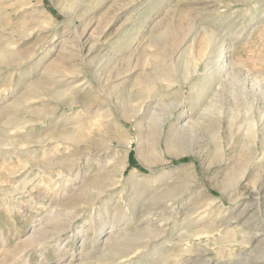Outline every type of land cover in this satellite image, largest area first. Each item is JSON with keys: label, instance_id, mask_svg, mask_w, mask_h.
<instances>
[{"label": "rangeland", "instance_id": "374dc122", "mask_svg": "<svg viewBox=\"0 0 264 264\" xmlns=\"http://www.w3.org/2000/svg\"><path fill=\"white\" fill-rule=\"evenodd\" d=\"M21 1L0 0L1 26L15 31L0 44L24 37L12 44L13 51L2 52L15 59L0 69V264H264V0H139L119 19L110 7L114 0H40L39 8L54 22L30 37L23 36V25L34 20L35 7L19 6ZM128 16L133 19L125 23ZM81 19L92 21L79 38ZM151 26L154 46L136 49ZM136 31V43L127 45ZM165 36L168 49L178 50L173 69H184L179 55L186 46L189 56L205 52L200 73L216 46H225L231 62L222 83L203 90L195 75L179 95L176 84L163 81L157 82L161 96L154 87L143 89L149 104L131 117L140 100L129 82L143 68L151 77L153 67L165 63L168 51L165 59L149 55V48L166 45ZM132 52L136 57L129 63ZM131 67L134 74L115 77ZM35 88L41 100L30 96ZM177 100L180 109L169 114ZM8 103H16L11 111ZM204 105L216 107L221 132L213 119L212 126L195 122L192 133L179 137L184 151L168 152L165 138L179 111L196 120ZM156 120H163L162 132L157 154L149 157ZM248 121L256 123L253 141L245 130ZM74 130L81 131L79 144L59 138ZM51 132L58 137L51 140ZM125 134L133 137L129 147ZM109 136V151L98 156ZM5 141L14 145L2 147ZM122 155L124 177L110 186L119 179L111 167L122 163ZM59 171L70 175L71 188L54 186L56 196L54 187L41 183ZM80 182L89 192L77 203L69 198ZM51 220L58 221L55 227ZM39 225L47 226L40 243L31 236Z\"/></svg>", "mask_w": 264, "mask_h": 264}, {"label": "bare ground", "instance_id": "6f19581e", "mask_svg": "<svg viewBox=\"0 0 264 264\" xmlns=\"http://www.w3.org/2000/svg\"><path fill=\"white\" fill-rule=\"evenodd\" d=\"M138 1L139 0H114L113 2H111V4H110V7H112L113 9H114V14H115V16H116V18H121L122 16H123V14L127 11V10H131L132 9V7L134 6V4L135 3H138ZM41 3V1L40 0H37V1H35V2H32L31 0H22L20 3H18L19 4V6H27V7H29V8H34L35 7V10H32L31 12H32V14L33 15H35L34 17H33V19L34 20H31V21H24V27H25V34L23 35V36H33V35H38L39 33H37V31L39 30V28L40 29H44L45 28V25H50V26H52L53 25V22H54V20L53 19H51V16L50 15H48L42 8H39V4ZM0 4H1V2H0ZM16 6V5H15ZM14 9H17L16 7H14ZM30 12V13H31ZM6 13V12H5ZM68 14V13H67ZM114 17V16H113ZM84 18V17H83ZM102 18V17H101ZM115 18V19H116ZM1 19V18H0ZM90 19V18H89ZM131 19H133V16H128V17H126L125 18V23L126 22H129ZM140 19V18H139ZM138 20V18L137 17H135L134 18V22L135 21H137ZM81 21H82V28H81V30H80V32H79V38H80V36L82 37V35L85 33V30L88 28V27H90V25H91V21L90 20H84V19H81ZM93 21H94V19H93ZM113 21V20H112ZM1 25H3V24H1V22H0V38L1 39H6L7 38V36H9L10 34H12V32L14 33L15 31L13 30V28H10L9 29V31H7L6 29H7V27L5 26H1ZM122 25V24H121ZM125 25V24H124ZM123 25V26H124ZM23 26H22V28H23ZM146 26V25H145ZM153 29H154V27H150V29L148 30V31H146V34L144 35V38H145V40H143V42L142 43H137V45H136V49H139V45L140 46H142L143 47V45H146L147 44V50H148V47H152V46H154L153 44V42H154V36H153V34H154V32H153ZM143 31V30H142ZM39 32V31H38ZM138 33H139V31H136V33L134 34V36L131 38V41H128L127 42V45L129 44V45H131L132 46V44L136 41V39H138ZM163 33V34H162ZM197 34V33H196ZM96 35V34H95ZM95 35H93L94 37H95ZM133 35V34H132ZM161 35H164V31L163 32H161ZM97 36L98 37H96V39H95V41H97L98 43L100 42L99 40H100V36L97 34ZM100 37V38H99ZM141 37H143V36H141ZM156 37V36H155ZM168 37L167 36H165V37H162V41H163V43H164V40H166V45H164V46H162V48H159L160 46H158L157 47V49L155 48V49H150L149 48V50H150V53H149V55H150V57H152V58H155V59H157L158 57H159V59H165V54L167 55V52L166 51H168V57L165 59V63H163V64H161L160 66H155V67H153V71H152V78L150 77V73H148V72H146V69H142V73H135V71H136V68H133V67H131V68H126L125 70H123V71H121V72H117V74L115 75V77H118V76H120V77H123V76H125V75H132V74H134L135 73V76H134V78H133V80L131 81V82H129L130 83V87H131V90H132V93H134V99H139L140 101L136 104V111L131 115V117H134L135 115H138L140 112H143L144 113V111H145V104H147V102H148V97L147 96H145L144 94H142V92H143V89H147V88H151V87H154L155 88V90L153 91V92H155L157 95H159V96H161V91L160 90H158V88H157V82H160V81H163V82H165L166 83V86H169V87H171V84L173 83V84H176L177 86H176V90H175V94L176 95H179V94H182L183 93V90H182V86L183 85H186L187 84V82L189 81V78L190 77H192L193 75H195V76H197L199 79H201V81H200V83H199V85L200 86H202V90H203V88L206 86V85H209V84H212V83H217V84H221L222 83V80H221V75H222V73H224V71L225 70H227L226 68H227V66H228V64L231 62L230 60H227V58H225L227 55H225V46H222V47H215V48H213L212 49V51H211V53H210V59H208L207 61H206V63L204 64V68H203V71H202V73H200V69H199V67H198V61L200 60V59H203V57L206 55L205 54V52L203 51V50H201L200 51V54H199V57H195V55H191V56H189L188 54H187V52H186V49H187V47L188 46H186L184 49H183V51L181 52V54L179 55V57L180 58H182L183 57V65H184V69L183 70H177V68L175 67L174 69L173 68H171L172 67V65H171V63H172V61L174 60V58H175V56L177 55V51L178 50H176V49H168V47H167V42H169L168 41V39H167ZM186 38V37H185ZM17 40V39H16ZM170 40V39H169ZM192 40L194 41L195 40V37H193L192 38ZM209 40V39H208ZM24 41V37H20L19 38V42H16L15 40H13V42L12 41H9V42H7V40H5V42L3 43L2 41V43L3 44H0V69L1 70H5L6 69V67H9V64L7 63V60L9 59V58H12V59H15V58H13V56H12V54L11 55H7L6 53V55H4L2 52L3 51H7V50H12L13 51V45L12 44H16L17 46L18 45H20V42L22 43ZM191 42V41H190ZM195 42V41H194ZM193 42V43H194ZM136 43V42H135ZM8 44V45H7ZM162 44V43H161ZM10 45H11V47H10ZM169 45V44H168ZM66 44L64 43L63 44V46L61 47L62 49H64V50H66L67 51V53H68V51H69V49H67L66 47ZM90 46V45H89ZM211 46V45H210ZM213 46V45H212ZM90 47H92V46H90ZM89 47V48H90ZM79 48V47H78ZM134 48V49H135ZM141 48V47H140ZM192 48V47H191ZM61 49V50H62ZM164 50V54L163 53H161L162 51ZM166 50V51H165ZM136 51V50H135ZM134 51V52H135ZM180 51V50H179ZM11 52V51H10ZM134 52H132V54H131V56L129 57V63H130V59H133L134 57H136V54L135 55H133L134 54ZM14 53V52H13ZM142 53V52H141ZM147 53V52H146ZM70 54V53H69ZM34 56V55H33ZM33 56H31V59H33ZM66 56V55H65ZM139 56V55H138ZM208 56V55H207ZM206 56V57H207ZM14 57H15V54H14ZM71 57V56H70ZM124 58V57H123ZM138 58L139 57H137L136 58V60H138ZM29 59V58H28ZM66 60V59H65ZM85 60V59H84ZM126 60V59H125ZM238 61V60H237ZM127 62V61H126ZM234 62V61H233ZM147 64V63H146ZM203 65V64H202ZM17 66V65H16ZM128 66V65H127ZM131 66V65H130ZM1 67H3L4 69H2ZM126 67V66H125ZM65 68V67H64ZM114 68V67H113ZM113 68H109V69H107V73H110L111 72V69H113ZM229 68V67H228ZM63 69V68H62ZM92 69H93V71H94V73L96 74V76L99 74L97 71H96V68H94V67H92ZM62 71V70H61ZM150 71V70H149ZM64 72H68V70L67 69H64ZM226 73V72H225ZM66 74V73H65ZM81 74V73H80ZM112 74H113V72H112ZM111 74V75H112ZM115 74V73H114ZM77 75H79V74H77ZM121 75H123V76H121ZM175 76V77H174ZM126 77V76H125ZM132 77V76H131ZM150 77V78H149ZM68 78V77H67ZM113 79V78H112ZM117 79V78H116ZM108 80V79H107ZM78 81V80H77ZM171 81V83H169ZM63 82V81H62ZM82 82V81H81ZM58 83V82H57ZM59 83H61V82H59ZM85 83V82H84ZM28 84V83H27ZM73 84V83H72ZM197 85H198V83H192L190 86H189V89H190V94H192L196 89H197ZM60 86V85H59ZM67 86V85H66ZM65 86V87H66ZM72 86V85H71ZM78 85L76 84L75 85V87H77ZM90 86V85H89ZM188 86V85H187ZM204 86V87H203ZM62 87V86H61ZM70 87V86H69ZM81 87V86H80ZM23 88V87H22ZM261 88V87H260ZM34 89V88H33ZM58 89V88H57ZM66 89V88H65ZM69 90V89H68ZM72 90H74L73 89V87H72ZM29 91V90H28ZM38 91L39 90H36V88H35V90H32V91H30L31 92V95L30 96H32V97H34V98H38L39 100H41V95H40V93H38ZM56 91V90H55ZM58 91V90H57ZM56 91V92H57ZM70 92H71V90H70ZM148 92V91H147ZM198 92H199V89H198ZM28 93V92H27ZM63 93V92H62ZM67 93V92H66ZM75 93V92H74ZM65 94V93H64ZM142 94V95H141ZM66 95V94H65ZM243 96V95H242ZM27 97H28V95H27ZM21 98V97H20ZM68 98H70V96L68 97ZM72 99L74 98V97H71ZM76 98H77V96H76ZM19 99V98H18ZM29 99V98H28ZM30 99H31V97H30ZM20 100V99H19ZM24 100H26V99H23L22 101H24ZM16 101V100H15ZM14 101V102H15ZM17 102V101H16ZM11 103V102H10ZM18 103V102H17ZM22 103V102H21ZM182 102L180 101V100H177L174 104H173V106L171 107V110H170V112H169V114H172V109L173 108H176V111L177 110H179L180 108H178L179 107V105L181 104ZM214 103V102H213ZM9 104V103H8ZM149 104V103H148ZM147 104V105H148ZM184 104V103H183ZM14 105V104H13ZM12 105V106H13ZM15 105H16V103H15ZM14 105V106H15ZM18 105V104H17ZM219 105V104H218ZM9 106H11L10 104L8 105V109H10V111H11V108H13V107H11V108H9ZM20 106H22V105H20ZM26 106V105H25ZM171 106V105H170ZM215 106V105H214ZM217 106V105H216ZM220 106V105H219ZM211 107V106H210ZM208 105H204V107H202L201 108V113H200V116H198L197 117V119L195 120H193V119H191V120H189L188 118H186V115H185V113L183 112V111H179V116H178V118H177V121L175 122V123H171L170 124V126H169V128H168V131H167V136H166V138H165V147H166V150L168 151V152H171V150H173L174 149V151L176 152V155H178L180 152L182 153L184 150V146L185 145H182L181 143H179V140H181V139H179V137L180 136H182V135H186V134H189V133H192V129H193V126H195V125H193V124H195V122L198 124L200 121H203V122H205V125L206 126H209V125H211L212 123L210 122V121H208L209 119H213L214 121H212V122H214V123H216L217 124V128L216 129H218L217 131L220 133L221 132V130H220V119L219 118H217L216 119V116H215V111H214V109L216 108H210ZM19 108H22V107H19ZM220 108H222V107H220ZM219 108V109H220ZM219 109H217V110H219ZM7 110V109H6ZM222 110V109H221ZM9 111V110H8ZM26 111V110H25ZM5 112V111H4ZM17 112H18V110H17ZM222 112V111H221ZM208 113H211V114H208ZM6 114H10V113H6ZM219 114V113H218ZM224 114V113H223ZM167 115H168V113H167ZM209 115H211V117L209 116ZM213 115L215 116V117H213ZM8 116H10V115H8ZM8 116H6V117H8ZM12 116V115H11ZM10 116V117H11ZM201 116H203V117H206V118H203V117H201ZM17 117V116H16ZM16 117L14 118V119H16ZM22 117V116H21ZM158 117V116H157ZM163 117V116H162ZM175 117H176V115H175ZM213 117V118H212ZM8 120H10V118H7ZM160 118H158V120H159ZM163 119V118H162ZM13 120V119H12ZM158 120H156V122H154L156 125H158V132H156V136H153L152 138H151V140L149 141V152H148V154H149V157H152L153 155H156L157 154V148H158V141H159V137H160V134H161V132H162V125H163V120H160V121H158ZM158 123V124H157ZM248 123V126H247V128L245 129L246 130V132H247V136H248V138H249V141H253V139H254V136H255V124L256 123H254V122H252V121H248L247 122ZM118 124V123H117ZM136 125H137V122L135 123ZM116 126H118V125H116ZM138 126V125H137ZM212 126V125H211ZM139 127V126H138ZM199 127H201L202 128V126H199ZM119 128V127H118ZM208 128V127H207ZM222 128V127H221ZM120 129V128H119ZM215 129V130H216ZM195 130V129H194ZM205 131V130H204ZM207 131V130H206ZM81 132V131H80ZM78 133V131L76 132L75 130H74V132L73 131H70V132H66L65 134H61L60 133V136H59V138L60 139H62V140H64V141H71V142H75V144H79V139H80V137L81 138H83L82 137V135H81V133ZM215 132V131H214ZM123 133V132H122ZM51 134H53L54 136H50V139L52 140V138H55V137H58V133H57V135L55 136V132H51L50 133V135ZM83 134V133H82ZM216 134V133H215ZM49 135V134H48ZM218 135V134H217ZM125 136H126V134H125ZM111 138V139H110ZM113 138H112V136H109L108 137V140H109V144L107 145V146H104L103 148H101L100 150L101 151H99L98 152V156H103V155H101V154H103V153H106V152H108L109 151V146L111 145V140H112ZM81 140V139H80ZM132 140H133V137H131V136H126L125 137V143H124V145L127 147H129L130 145H131V142H132ZM26 141V143H29V141H27V140H25ZM182 141V140H181ZM217 141H218V139H217ZM81 143H82V141H80ZM3 144V146L2 147H6V145H10V146H13L14 145V142H10V141H5L4 143H2ZM25 145V144H24ZM21 146V145H20ZM23 147V146H22ZM18 148V147H17ZM74 155V154H73ZM75 156H76V154H75ZM147 156V155H146ZM104 157V156H103ZM75 158V157H74ZM115 158V157H114ZM118 158V157H117ZM63 159V158H62ZM77 159V157L75 158V160ZM125 156L124 155H122V163H118V164H115V165H110V166H112L111 168L112 169H116V171H117V174H118V181H116V182H113V183H111V185L110 186H113V185H115V184H119L120 182L119 181H121L122 180V178L124 177V170H125V167H126V162H125ZM74 161V160H73ZM103 161V160H102ZM102 161H101V163H102ZM109 161H110V158H109ZM73 163V162H72ZM103 163H105V162H103ZM30 164V161H25L24 162V166H25V168H24V166H23V168L24 169H26L27 168V165H29ZM58 164V163H57ZM109 164V163H108ZM107 164V165H108ZM55 166V164L54 163H52V164H45V165H43L42 166V168L44 169H46V168H49L50 166ZM59 165V164H58ZM110 166H108V167H110ZM57 167V166H56ZM62 167V166H61ZM60 167V168H61ZM99 168L101 167V166H98ZM195 168V167H194ZM63 169V168H62ZM66 172V171H65ZM67 173V172H66ZM82 175V174H81ZM49 177H50V179H49V181L48 182H43V183H41L42 184V186L43 187H45L46 189H48L49 187H57L58 185H61V186H59V189L61 190H63V192H69V188L68 187H70L71 188V186H68L67 187V179H68V177L70 176V175H68V174H65L63 171H59L58 173H57V177H56V179H54V178H52V175H48ZM35 177V176H34ZM193 177V176H192ZM129 178V177H128ZM83 179V178H82ZM81 179V180H82ZM29 180H31V179H27L26 180V178L23 180L25 183H27ZM78 187L75 189L74 188V191H72V193H77L76 194V196H71L70 198H69V200H71V201H75V202H77V203H79V202H81L82 201V198L84 197V196H88V185H86V183L85 182H80V183H78ZM123 185V184H122ZM23 186V185H22ZM21 186V187H22ZM73 186V185H72ZM53 188L54 189V193H56V196H57V190H56V188ZM23 188V187H22ZM3 190V189H2ZM70 190H72V189H70ZM104 191V190H103ZM8 192V191H7ZM2 194V193H1ZM69 194V193H68ZM67 194V195H68ZM6 196V195H5ZM209 198H211V197H209ZM55 201V200H54ZM70 201H68L67 200V202L66 203H69ZM53 204H55V203H53ZM55 209V208H54ZM53 209V210H54ZM52 209H50L48 212H49V218H54V211H53ZM58 212H55V214H57ZM68 216L70 215V214H67ZM51 218V219H52ZM52 222V223H51ZM56 222H58V221H55V220H51L50 221V223H51V226L52 227H55L56 226ZM42 224V223H41ZM47 227V226H46ZM45 226L44 227H42L41 228V225H39L38 227H37V230H36V232L34 233V234H32L31 236L32 237H34L35 238V240L36 241H39L38 243H40L42 240H44V238L43 237H45L46 235V232H47V230L45 229L46 228ZM112 227V226H111ZM36 228V227H35ZM70 228V227H69ZM102 228V227H101ZM62 229V228H61ZM62 230H64V229H62ZM114 230V229H113ZM112 234V233H111ZM110 234V235H111ZM55 236V235H54ZM57 236V235H56ZM30 237V236H29ZM43 238V239H42ZM84 238V237H83ZM82 240H84V239H82ZM114 241V240H113ZM48 242H49V240H48ZM81 246V245H80ZM102 246V245H101ZM129 247V246H128ZM131 247V246H130ZM129 247V248H130ZM103 248V247H102ZM128 248V249H129ZM86 249V248H85ZM84 249V250H85ZM125 249V248H124ZM83 250V251H84ZM127 251V250H126ZM129 252V251H128ZM128 252H125V253H128ZM81 253V252H80ZM124 253V252H123ZM117 255V254H116ZM125 256H126V254H125ZM116 258H118V257H116ZM117 260V259H116ZM77 261V260H76ZM119 262H121V261H119ZM64 264V263H63ZM82 264V263H81Z\"/></svg>", "mask_w": 264, "mask_h": 264}, {"label": "trees", "instance_id": "16d2710c", "mask_svg": "<svg viewBox=\"0 0 264 264\" xmlns=\"http://www.w3.org/2000/svg\"><path fill=\"white\" fill-rule=\"evenodd\" d=\"M129 161H130L129 163H131L133 165L135 164L134 161L131 159V154L130 153H129ZM134 166H136V164Z\"/></svg>", "mask_w": 264, "mask_h": 264}]
</instances>
